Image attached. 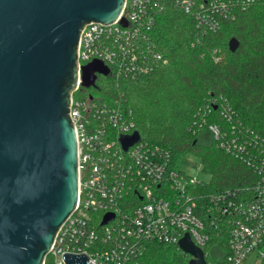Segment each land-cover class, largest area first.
<instances>
[{"label": "built area", "instance_id": "obj_1", "mask_svg": "<svg viewBox=\"0 0 264 264\" xmlns=\"http://www.w3.org/2000/svg\"><path fill=\"white\" fill-rule=\"evenodd\" d=\"M255 1L125 0L115 22L83 28L77 47V86L69 106L77 142L78 199L56 233L47 255L51 264H64V253L84 254L89 264H142L148 246L156 243L174 247L183 263L190 264L193 257L179 248L184 235L198 248L206 246L209 237L196 213L198 200L189 193L201 180L178 170L170 151L141 138L124 150L122 138L136 133L133 110L122 96L87 92L95 88L83 86L82 68L99 61L109 70L106 78L148 75L167 63L151 38L167 5L191 15L198 29L215 33L231 9ZM208 131L226 153L237 156L242 151L237 139L221 134L217 126ZM262 169L251 189L198 198L210 205L208 213L225 217L228 224V254L221 262L216 258L215 264H243L252 252L255 263L264 258V165ZM107 214L112 217L105 220Z\"/></svg>", "mask_w": 264, "mask_h": 264}, {"label": "water", "instance_id": "obj_2", "mask_svg": "<svg viewBox=\"0 0 264 264\" xmlns=\"http://www.w3.org/2000/svg\"><path fill=\"white\" fill-rule=\"evenodd\" d=\"M124 1L0 0V264H44L75 210L77 142L69 106L79 36L90 23L115 22ZM238 45L230 39L229 51ZM108 74L93 61L82 68L83 86L96 88L97 75ZM139 139L137 132L123 137L124 150ZM179 248L193 257L190 264H207L187 234ZM62 256L64 264H89L84 254Z\"/></svg>", "mask_w": 264, "mask_h": 264}, {"label": "trees", "instance_id": "obj_3", "mask_svg": "<svg viewBox=\"0 0 264 264\" xmlns=\"http://www.w3.org/2000/svg\"><path fill=\"white\" fill-rule=\"evenodd\" d=\"M231 10L212 33L198 29L191 15L167 5L151 32L167 63L137 78L100 76L95 88L100 92L108 87V97L122 96L133 110L140 138L170 151L174 163L187 155L200 159L209 180H201L189 193L198 200L196 213L209 237L202 250L214 248L218 262L228 254V224L225 217L208 213L210 205L198 198L251 189L264 165V0ZM232 38L239 44L233 53L228 48ZM211 125L237 139L239 155L219 147L208 131ZM141 262L184 264L174 247L157 243L148 246ZM44 264H51L48 257Z\"/></svg>", "mask_w": 264, "mask_h": 264}, {"label": "rangeland", "instance_id": "obj_4", "mask_svg": "<svg viewBox=\"0 0 264 264\" xmlns=\"http://www.w3.org/2000/svg\"><path fill=\"white\" fill-rule=\"evenodd\" d=\"M100 77V76H98ZM87 92H92L94 94H97V92L93 89H87ZM111 92V90L108 87H105V89L103 91H100V95L101 96H107V94ZM73 98H78L77 97H73ZM177 169L178 170H182L184 171L186 174L196 177L199 180L202 181H208L209 180V175L204 173L202 171V166H201V162L200 159L197 156L194 155H187L185 157H183L182 159L178 160L176 163ZM212 254H217L219 255V253L217 251H212V248H210L209 250H207V256L208 259L211 260H215L218 257H215ZM48 260L50 261V263H52V257L51 256H47ZM255 259H256V253L252 252L250 254L247 255L245 261L243 262V264H259V263H255ZM261 262V260H260Z\"/></svg>", "mask_w": 264, "mask_h": 264}]
</instances>
